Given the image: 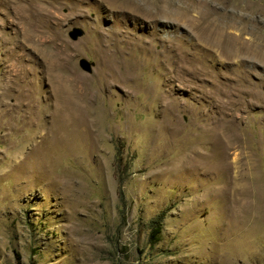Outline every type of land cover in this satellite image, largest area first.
Masks as SVG:
<instances>
[{
  "label": "rangeland",
  "instance_id": "obj_1",
  "mask_svg": "<svg viewBox=\"0 0 264 264\" xmlns=\"http://www.w3.org/2000/svg\"><path fill=\"white\" fill-rule=\"evenodd\" d=\"M138 1L0 0V264H264V0Z\"/></svg>",
  "mask_w": 264,
  "mask_h": 264
},
{
  "label": "bare ground",
  "instance_id": "obj_2",
  "mask_svg": "<svg viewBox=\"0 0 264 264\" xmlns=\"http://www.w3.org/2000/svg\"><path fill=\"white\" fill-rule=\"evenodd\" d=\"M122 1V0H121ZM124 1V4L125 3H133L134 4V2H138L139 3V1L138 0H133V1H131V0H123ZM138 3H137V5H138ZM125 6H126V4H125ZM220 34H218L217 35V40H219L220 39ZM107 59V58H106ZM65 109H60V108H58V109H56L55 110V113H56V115L58 116H61V117H67V116H70V115H72L73 114V112L76 114V110H74L73 112L71 111V110H69L68 109V107L65 105V106H63ZM24 114H26V115H28L29 117H31L32 115H34V112H32L31 111V109L30 108H27V109H25L24 111ZM23 114V113H22ZM62 121H63V118H62ZM75 121V120H74ZM89 125V124H88Z\"/></svg>",
  "mask_w": 264,
  "mask_h": 264
},
{
  "label": "water",
  "instance_id": "obj_3",
  "mask_svg": "<svg viewBox=\"0 0 264 264\" xmlns=\"http://www.w3.org/2000/svg\"><path fill=\"white\" fill-rule=\"evenodd\" d=\"M83 34H84V32H83L81 29H79V28H73V29L68 33V36H69V38H70L71 40L76 41L78 38L82 37ZM79 67H80L83 71H85V72H87V73H90V72H91V68H90L89 63H88L86 60H84V59L80 60V62H79Z\"/></svg>",
  "mask_w": 264,
  "mask_h": 264
},
{
  "label": "trees",
  "instance_id": "obj_4",
  "mask_svg": "<svg viewBox=\"0 0 264 264\" xmlns=\"http://www.w3.org/2000/svg\"><path fill=\"white\" fill-rule=\"evenodd\" d=\"M120 196H121V193H120ZM161 221H162V217L160 216V217H158L157 222L155 223L154 227L151 230L150 238L152 240H156L157 239V236L160 234V231H161Z\"/></svg>",
  "mask_w": 264,
  "mask_h": 264
}]
</instances>
